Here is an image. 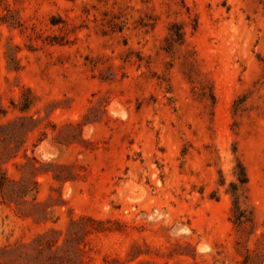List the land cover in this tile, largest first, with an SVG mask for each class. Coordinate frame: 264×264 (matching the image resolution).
<instances>
[{
    "label": "rangeland",
    "instance_id": "obj_1",
    "mask_svg": "<svg viewBox=\"0 0 264 264\" xmlns=\"http://www.w3.org/2000/svg\"><path fill=\"white\" fill-rule=\"evenodd\" d=\"M0 169V264H264V0H0Z\"/></svg>",
    "mask_w": 264,
    "mask_h": 264
},
{
    "label": "trees",
    "instance_id": "obj_2",
    "mask_svg": "<svg viewBox=\"0 0 264 264\" xmlns=\"http://www.w3.org/2000/svg\"><path fill=\"white\" fill-rule=\"evenodd\" d=\"M31 184L33 185V181L21 184L9 183L0 169V200L14 202L21 200V197L27 194V190Z\"/></svg>",
    "mask_w": 264,
    "mask_h": 264
},
{
    "label": "bare ground",
    "instance_id": "obj_3",
    "mask_svg": "<svg viewBox=\"0 0 264 264\" xmlns=\"http://www.w3.org/2000/svg\"><path fill=\"white\" fill-rule=\"evenodd\" d=\"M51 149V148H50Z\"/></svg>",
    "mask_w": 264,
    "mask_h": 264
}]
</instances>
